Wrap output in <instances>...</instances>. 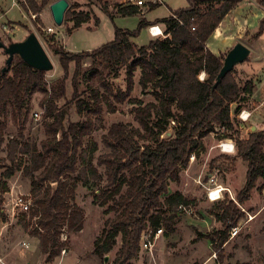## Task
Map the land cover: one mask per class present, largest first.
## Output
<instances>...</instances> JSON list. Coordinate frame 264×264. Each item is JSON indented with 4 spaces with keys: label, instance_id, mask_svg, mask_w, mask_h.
<instances>
[{
    "label": "trees",
    "instance_id": "trees-1",
    "mask_svg": "<svg viewBox=\"0 0 264 264\" xmlns=\"http://www.w3.org/2000/svg\"><path fill=\"white\" fill-rule=\"evenodd\" d=\"M25 1L27 10L35 12L48 2ZM239 2L187 0L186 6L170 9L167 17L157 20L165 25L168 35L143 45L133 43L131 38L137 37L148 25L143 17L145 12L140 13L139 7L130 2L115 3L116 15H139L134 29L118 27L113 21L115 15L105 10L113 24V38L96 48L72 52L58 44L54 34L47 36L48 47L58 56L64 72L50 85L45 76L47 71L32 68L14 56L8 70H0V221L6 219L3 202L4 194L9 191L8 181L21 171L30 179L34 220H27V214L21 212L19 222L24 230L38 238L46 262L53 261L64 250V242L59 240L64 229L69 232L82 230L84 212L74 201L75 188L77 182L87 184L89 178L95 184L105 180L104 188L94 195L100 199L99 205L106 206L105 213H114L105 220L100 236L93 242L92 253L102 261L119 242L110 264H130L139 254L141 237L146 231H151V237L160 228L166 235L172 232L176 216L169 212L180 203L192 200L178 190L169 192V184L180 180V172L187 167L191 155L199 156V150H205L202 138L216 129L225 133L234 129L231 115L242 109L241 103L254 90L252 80L240 84L235 67L214 86L227 51L216 55L206 46L214 30ZM257 4L264 9V0H257ZM158 5L152 4L148 10ZM90 18L88 13L72 12L69 8L65 12V22L71 20L73 24L66 30L70 32L80 27ZM262 25L263 21L254 38ZM85 59L90 60L92 68L84 71L82 62ZM70 62L74 63L73 94L71 100L59 106V100L66 98ZM122 67L126 71V88L114 91L104 71L117 74ZM137 70L139 86L153 95L154 102L143 103L129 98L138 127L112 123L102 136L110 151L100 154L94 163L96 146L86 151L84 138L97 122L101 123L104 107L114 112L113 101L121 103L128 98ZM201 72L205 74L203 80L198 78ZM80 77L88 82L91 102L80 98ZM101 87L103 92H100ZM35 93L42 95L39 105L43 108L45 133L38 143L23 134L29 101ZM71 101L75 102L77 113H85V120L65 124ZM233 103L238 104L232 108ZM9 114L19 128L17 136L6 143ZM170 121H174L171 134L161 137L168 131ZM236 143V155L246 162L245 181L236 193L237 200L244 203L256 181L264 180V129L250 132L245 139L237 138ZM4 146L7 153L1 156ZM23 157L27 158L26 162ZM215 161L212 160L211 165ZM96 164L104 166L103 174ZM211 213L223 228L198 235L210 241L221 262L224 259L221 246L243 212L233 201L226 200L213 207Z\"/></svg>",
    "mask_w": 264,
    "mask_h": 264
},
{
    "label": "rangeland",
    "instance_id": "rangeland-1",
    "mask_svg": "<svg viewBox=\"0 0 264 264\" xmlns=\"http://www.w3.org/2000/svg\"><path fill=\"white\" fill-rule=\"evenodd\" d=\"M15 1L16 5H13V0H0V40L7 45L10 42L23 40L30 32H34L53 62V69L45 74L49 85L60 78L64 72L59 66L58 56L53 54L48 47L47 36L54 34L57 43L72 52L96 48L113 38V24L105 10L116 16L114 4L119 3V0H67L69 4L67 9L71 8L72 12L88 13L91 17L88 22L70 32L66 30V27H70L73 22L71 20L65 22V13L61 26H57L51 16L49 5L56 0H48L39 12L27 10V6L24 5L27 2ZM253 1L257 4V0ZM36 2L39 3L40 0ZM127 2L132 3L126 0L124 4ZM186 5L187 0H162V3L156 8L152 10L143 8V11L146 12V16L150 20L162 19L169 15L170 9L175 10ZM238 5L241 10L236 17L237 23L233 28L236 33L233 36L236 42L247 45L251 53L248 59L235 65V72L240 84L243 85L248 80H252L254 83L252 95L241 103L242 109L249 110L251 115L247 121L243 122L237 116L241 109L237 114L231 115L234 122L233 130L225 133L222 129H216V132L209 133L202 138L205 150H199V156H195L192 161L190 160L187 167L180 172V180L177 183L171 182L168 187L169 192L178 190L189 197L192 201L188 203L192 204L193 212L180 214L177 212V207L171 209L169 213H174L176 216L174 230L166 235L164 229L160 228L162 231L155 240L153 256L140 248L138 256L132 259L130 264H264V180L259 178L256 181L249 199L244 203H240L236 198L237 191L244 184L246 171V162L236 155V140L237 138L245 139L250 132L264 129V61L262 60L264 55V16L260 17L261 10L249 0H240ZM139 12L141 13V10ZM32 14L35 15L34 18ZM137 16L139 15L124 17L115 23L120 26H131L134 29L136 24L133 25V20L138 18ZM230 21L233 23V18ZM261 21H263L261 31L254 38L253 35L260 30ZM150 24L135 37V41L139 44L143 45L150 39L147 31ZM47 27H52L53 31H47ZM221 40L222 38L214 39L211 36L208 42L212 48L224 49L225 44ZM6 58L3 48L0 47V70L6 65ZM89 68H92L90 60H83L82 69L85 71ZM73 70L74 63L70 62L66 78V98L59 100V106L63 105L65 101L71 100ZM108 72V70L104 71L105 78L107 82L111 83L114 91L117 88L124 90L126 88L125 68H120L117 74ZM201 75L202 72L198 75L199 79ZM138 79L139 71L137 70L134 73V87L128 98L121 103L113 101L116 106L114 112H109L104 107L101 123L97 122L96 127L85 136L83 148L86 151H89L93 145L96 146V151L93 154L94 163L100 154L110 151L103 143L102 136L106 134L112 123L123 122L138 127V123L134 120L131 112L132 104L129 102V98L141 100L143 103L154 102L153 95L139 86ZM87 84L88 82L80 77L78 93L81 95L80 98L91 102L90 88ZM103 90L104 88L101 87L100 92ZM41 97V94L35 93L30 98L29 112L25 119L23 131L27 139L36 143L45 137L42 108L39 105ZM71 102L68 106L69 111L65 124L70 121L81 122L85 120V113H77L75 102ZM237 104L233 103L232 108ZM35 112H41L38 119L34 115ZM6 120L5 136L7 143L11 137L17 136L19 127L18 124L14 123L10 114L7 115ZM172 126L174 123L170 121L168 131L161 137L170 135ZM225 139H231L234 143V153H225L218 147L219 142ZM6 153L7 148L4 146L1 156H5ZM17 157L19 158V155ZM212 160H216L214 165H211ZM26 161L27 158L23 157V162ZM96 166L98 171L103 174L104 166L97 164ZM210 178H215L217 183H223L224 186H227L233 197H230L226 192L223 199L215 202L209 201L203 185H210ZM8 184L9 191L4 194L3 202L6 219L0 221V264H110L119 247V242L107 254L106 261H102L96 255L97 258L93 257L92 253L93 242L100 236L105 220L114 216L113 212H104L106 206L99 205L100 199L95 198L94 195L99 194V190L104 188L105 180L95 184V181L89 178L87 184H83L82 181L76 183L74 201L84 212L83 228L79 232L63 230L59 240L64 242V251L61 250L59 255L61 257L57 256L51 262L45 261V255L40 250L38 238L31 235L28 230L23 229L19 222L21 215L19 209H13V199L16 194H28L31 198L29 193L30 179L25 177L21 171H17L9 179ZM226 200L233 201L243 212V216L235 225L240 227L235 236L230 235L231 228L229 229V236L221 246L224 251V259L220 262L210 241L198 234H207L223 228L211 210ZM31 212L32 207L26 212V219L32 222L34 219L31 217ZM64 253L67 254L63 255ZM93 259L94 262H92Z\"/></svg>",
    "mask_w": 264,
    "mask_h": 264
},
{
    "label": "water",
    "instance_id": "water-1",
    "mask_svg": "<svg viewBox=\"0 0 264 264\" xmlns=\"http://www.w3.org/2000/svg\"><path fill=\"white\" fill-rule=\"evenodd\" d=\"M68 5L67 0H56L49 5L51 16L57 26L62 25L64 13ZM0 47L3 48L7 56L6 65L2 68V72L8 70L14 56H18L29 66L38 70L50 71L53 69V62L34 32H30L23 40L10 42L7 45L0 40ZM249 54L250 49L242 42H236L229 48L223 58V63L216 76L214 86H216L221 78L226 73L230 72L236 64L245 61ZM52 187L54 188V184ZM107 258L108 256L105 255L104 260L106 261Z\"/></svg>",
    "mask_w": 264,
    "mask_h": 264
},
{
    "label": "built area",
    "instance_id": "built-area-1",
    "mask_svg": "<svg viewBox=\"0 0 264 264\" xmlns=\"http://www.w3.org/2000/svg\"><path fill=\"white\" fill-rule=\"evenodd\" d=\"M22 1L24 3H26L25 0H22ZM132 3L137 5L139 7V10H141V13H143L144 12L143 8H148L152 4H160V3H162V0H133ZM32 17L34 18L35 15L32 14ZM173 17L176 18L175 15H173ZM180 23H182V22H180ZM192 29H194V28H192ZM46 30L49 32H52L53 28L47 27ZM147 31L153 39L158 38V37L164 38L168 35L165 32V27L162 28L160 26V24H158V23L150 24L147 27ZM204 75L205 74L202 72V75L200 76V80H203ZM42 112H43V108H42ZM40 114H41V112H35L34 115H35L36 119H38ZM250 115H251V112L248 111L247 109H242L237 114L239 119H241L243 122L247 121L249 119ZM172 123H174V121H172ZM218 147L223 152L231 154V153H234L235 145L231 141V139H225V140H222L219 142ZM194 158H195L194 155L190 156L191 161L194 160ZM209 180H210L209 181L210 185H208V184L203 185L205 190H206V196H207L209 201L215 202V201L223 199L226 192L230 195V197H233L231 195L230 189L227 186H224L221 183H217L215 178H210ZM31 205H32L31 198L28 196V194H21V193L16 194L14 199H13V209L18 208L20 212H25V213L28 212ZM177 212L180 214L181 213H186V214L192 213L193 212L192 204L191 203H180L177 206ZM239 229H240L239 226L232 227L231 231H230V235L232 237L235 236L238 233ZM161 231H162L161 229H157L155 231V233L153 234V236L151 237V231L148 230L141 237L140 246L142 249L148 251L150 256H153V246L155 244V240L158 238ZM62 251H64V250H62Z\"/></svg>",
    "mask_w": 264,
    "mask_h": 264
},
{
    "label": "crops",
    "instance_id": "crops-1",
    "mask_svg": "<svg viewBox=\"0 0 264 264\" xmlns=\"http://www.w3.org/2000/svg\"><path fill=\"white\" fill-rule=\"evenodd\" d=\"M37 1V0H36ZM128 1H131V2H133V0H128ZM251 3H253L259 10H261V14H260V17H262V16H264V9L263 8H261L260 6H258V4H256V2H254L253 0H249ZM124 2H126V0H119V3H124ZM12 4L13 5H16V1L15 0H13V2H12ZM240 10H241V8L239 7V5H237L234 9H232L231 11H229L227 14H226V16L224 17V19L221 21V23L218 25V27L214 30V32L212 33V37L214 38V39H220V38H222V40L221 41H224V44H225V47H224V49H216V48H212V47H210V42H208L209 41V39H208V41L206 42V46L214 53V54H216V55H218L219 53H222V52H225V51H227L229 48H231L232 46H233V44H234V42H236V39H235V37L233 36L235 33H236V31H234L233 30V28H234V25L236 26V21H237V15H238V13H240ZM169 12H170V10H169ZM232 12H233V14H232ZM170 14V13H169ZM229 16H231L230 17V19H227ZM138 18H136L135 20H133V25L134 24H136L137 25V23H138V20H139V16H137ZM143 17L145 18V20L148 22V24H153V23H158V24H160V26L162 27V28H164L165 27V25L163 24V23H161V22H157V20H159V19H153V20H150V19H148L147 18V16H146V12L143 14ZM122 18H124V17H121V16H118V15H116V16H114V19H113V21H114V23H115V21H118V20H120V19H122ZM231 18H233V23H231ZM115 25H117L118 27H121V28H129V29H133V27H129V26H127V25H118V24H116L115 23ZM132 25V26H133ZM146 28V27H145ZM238 31V30H237ZM150 36V35H149ZM210 36V37H211ZM152 38H151V36H150V39L149 40H151ZM254 39V38H253ZM252 39V40H253ZM148 40V41H149ZM131 41L133 42V43H135V44H137V45H142V44H139L137 41H135V38H131ZM146 44V43H145ZM227 44V45H226ZM247 46V45H246ZM248 47V46H247ZM249 48V47H248ZM250 49V48H249ZM250 53H251V50H250ZM249 57V56H248ZM248 59V58H247ZM262 60L264 61V55L262 56ZM249 111V110H248ZM222 185H223V183H222ZM8 193V192H7ZM67 253H64L63 255H66ZM59 257H61V256H59ZM93 257H95V258H97L96 256H95V254H93ZM94 258V259H95ZM92 260V262H94L95 260Z\"/></svg>",
    "mask_w": 264,
    "mask_h": 264
}]
</instances>
